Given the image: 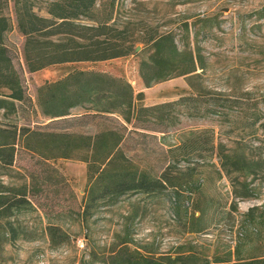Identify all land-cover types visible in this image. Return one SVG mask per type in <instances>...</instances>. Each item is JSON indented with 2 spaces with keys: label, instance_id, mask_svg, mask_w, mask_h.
<instances>
[{
  "label": "rangeland",
  "instance_id": "rangeland-1",
  "mask_svg": "<svg viewBox=\"0 0 264 264\" xmlns=\"http://www.w3.org/2000/svg\"><path fill=\"white\" fill-rule=\"evenodd\" d=\"M33 1L34 11L48 17L51 0ZM103 5L114 6L116 25H128L131 36H169L178 53L170 39L158 55L154 41H138L124 57L29 72L14 1L3 9L12 20L6 43L26 100L0 110V141L16 136L14 163L0 162V182L26 191L31 206L0 220V264H81L92 250L100 260L95 264H102L111 244L123 240L143 254L174 256L191 249L213 261L233 252L247 230L264 245V0H97L98 8ZM81 70L127 81L137 106L199 97L173 108L156 130L129 126L121 143L120 151L139 170L153 177L165 171L167 187L100 203L85 220L88 171L82 158L87 151L79 148V137L126 123L115 114L98 117L89 105L72 108L66 116L46 113L60 107L44 104L48 94L42 87ZM190 108L201 115H190ZM27 128L41 135H21ZM226 154L237 161L221 159ZM249 164L254 174L235 171ZM245 183L251 197L244 196ZM49 225L67 232L68 241L52 245Z\"/></svg>",
  "mask_w": 264,
  "mask_h": 264
},
{
  "label": "trees",
  "instance_id": "trees-1",
  "mask_svg": "<svg viewBox=\"0 0 264 264\" xmlns=\"http://www.w3.org/2000/svg\"><path fill=\"white\" fill-rule=\"evenodd\" d=\"M15 4L16 26L25 37L23 56L29 72H35L45 67L80 61H105L129 55L135 42L154 41L157 55L164 41L170 39L174 54L178 50L169 36L159 39L150 36L148 39L130 35L128 25L118 26L114 20V6L109 9L105 5L97 7V0H51L47 3L48 17L34 11L33 0H13ZM8 0H0V91L6 89L7 94L0 92V110L15 108V102L26 100L21 79L12 63L11 50L6 43V34L13 29L11 18L3 13ZM194 71V70H193ZM145 76V75H144ZM146 78V77H145ZM150 87V85H147ZM47 90V100L44 104L60 107L56 112H46L52 117L66 116L72 108L91 106L95 115L102 117L109 114L122 116L125 125L119 129L103 126L102 130L91 136L81 135L80 149H85L88 183L83 199L82 218L93 216L100 203H116L128 193L152 194L160 192L169 182L165 171L161 177H153L139 170L131 160L120 151L128 127L134 129H153L165 125L173 108L187 101L196 103L198 96H183L176 101L152 105L137 106L132 86L125 80L113 77L107 73L95 71H74L52 84L42 87ZM42 91V90H41ZM74 101L71 102V100ZM69 101L67 104L66 102ZM195 108V107H194ZM190 115H199L200 110L192 109ZM206 112H214L205 108ZM201 115V114H200ZM165 127V126H164ZM21 135L30 137L41 135L37 131L25 129ZM15 139L0 141V162L12 166L15 158ZM30 150L36 147L27 146ZM196 151L200 152L201 149ZM70 158V153L64 155ZM224 157V158H223ZM236 156L224 155L221 159H236ZM224 161V160H223ZM252 163V162H251ZM225 166V165H224ZM253 164L238 167L248 176L254 174ZM226 167V166H225ZM244 196L251 197L248 184ZM31 206L26 191L11 188L0 182V220L14 211ZM201 215V214H200ZM4 226L16 237L15 228L11 222L5 221ZM52 245L58 246L68 241L69 235L59 226L47 227ZM199 232V231H196ZM254 233L247 230L239 239L233 252L226 258H215L213 261L200 258L194 250H181L171 254H143L139 249L131 250L128 240L111 244L102 264H264V245L259 244ZM261 241V240H260ZM252 251V253H251ZM100 261L97 252H90L89 260L81 264H95Z\"/></svg>",
  "mask_w": 264,
  "mask_h": 264
}]
</instances>
